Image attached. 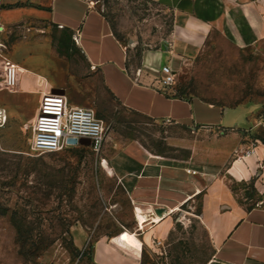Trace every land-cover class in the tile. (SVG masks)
Instances as JSON below:
<instances>
[{
	"label": "rangeland",
	"instance_id": "1",
	"mask_svg": "<svg viewBox=\"0 0 264 264\" xmlns=\"http://www.w3.org/2000/svg\"><path fill=\"white\" fill-rule=\"evenodd\" d=\"M93 1L117 39L128 46L134 63L144 48L159 46L171 35V11L158 2ZM62 30L47 20L0 23V106L9 113L8 123L0 128V200L18 211L31 236L24 245L19 243L10 218L0 215V264H96L92 252L96 239L121 231L125 238L135 227L125 190L106 168L112 156L131 144L159 156L186 159L190 155L188 148L176 142L193 135L192 130L154 122L122 106L104 89L79 49L71 50L69 57L64 54L57 40ZM13 60L44 75L52 84L67 83L70 88L66 93L72 102L84 99L85 106L104 119L106 142L100 152L88 145L53 153L29 152L32 132L26 126L36 115L40 94L9 92L5 79ZM74 75L87 82L77 88ZM174 87L180 95H194L207 102L249 106L248 142L252 147L264 146V42L239 47L215 28L202 52L181 62ZM238 110L234 112L239 114ZM254 181L238 186L241 200L249 197V207L264 201ZM202 204L198 197L172 215V229L156 247L143 251V264H223L215 257L210 233L199 218ZM116 205L113 215L111 208ZM155 217L144 213L140 220L149 223L163 219ZM136 220L146 224L137 216ZM75 224L89 233V243L79 251L74 249L71 233Z\"/></svg>",
	"mask_w": 264,
	"mask_h": 264
},
{
	"label": "crops",
	"instance_id": "2",
	"mask_svg": "<svg viewBox=\"0 0 264 264\" xmlns=\"http://www.w3.org/2000/svg\"><path fill=\"white\" fill-rule=\"evenodd\" d=\"M153 1L171 11L173 29L159 46L144 48L134 63L128 46L117 39L93 0H0L1 24L47 20L52 25H63L60 29L69 28L73 40L77 36L75 44L92 73L99 75L104 89L122 106L154 122L192 130L193 135L176 142L190 150L186 159L155 155L134 144L122 146L112 156L108 166L125 190L135 227L128 230L130 235L125 238L120 236L121 231L119 235L96 239L93 261L143 264V251L156 247L172 229V215L201 197L199 218L210 233L215 257L223 264H264V201L249 207V197L241 200L238 189L241 182L254 179V187L264 198V146H255V152L244 157L252 147L246 135L251 108L180 95L175 84L166 90L160 84L162 67L170 65L177 76L181 62L197 57L215 28L239 47L264 42V0ZM16 3L21 6L4 7ZM12 64L18 68V83L10 93H35L41 98L45 85L64 92L70 88L67 83L52 84L44 75L15 60ZM74 79L77 88L87 82L75 75ZM71 103L85 106L84 99ZM234 108L239 109V114ZM115 207L111 208L113 215ZM144 213L151 217L163 213L165 217L146 223L140 220ZM136 216L146 224H139ZM71 233L78 249L87 246L89 233L85 227L75 224Z\"/></svg>",
	"mask_w": 264,
	"mask_h": 264
},
{
	"label": "built area",
	"instance_id": "3",
	"mask_svg": "<svg viewBox=\"0 0 264 264\" xmlns=\"http://www.w3.org/2000/svg\"><path fill=\"white\" fill-rule=\"evenodd\" d=\"M60 28L63 25H59ZM74 41L78 38L74 35ZM17 67L10 63L7 67L5 85L14 90L18 83ZM140 69L137 74H140ZM176 82V72L170 65L162 67L161 88L166 90ZM9 113L0 106V128L6 126ZM32 132L29 152L32 154L60 152L83 145L82 139H88V146L100 152L106 142L105 121L94 109L73 105L66 92H57L46 85L41 93L37 112L26 126ZM255 152V147L248 149L244 157Z\"/></svg>",
	"mask_w": 264,
	"mask_h": 264
},
{
	"label": "trees",
	"instance_id": "4",
	"mask_svg": "<svg viewBox=\"0 0 264 264\" xmlns=\"http://www.w3.org/2000/svg\"><path fill=\"white\" fill-rule=\"evenodd\" d=\"M19 6L21 5L19 3H16V4H9L4 7L14 8V7H19ZM36 7L40 8L41 6H36ZM57 40L59 43V47H61L63 50L66 51L64 54L67 57H69L68 54L70 53L71 50L78 49V47L75 44V41L73 40V32L69 28H64L62 30L61 36L57 37ZM20 169H21V163H18L17 170H20ZM1 184H6V183L1 182ZM0 215L8 216L10 218L11 223L15 226L17 230L19 243L24 245L29 240V238L31 239V236H29L30 231L29 230L26 231L27 222L25 220H21V218L18 217L17 210H12L8 204L3 203L1 200H0ZM22 218L25 219V217H22ZM74 249L79 251L76 246H74Z\"/></svg>",
	"mask_w": 264,
	"mask_h": 264
},
{
	"label": "bare ground",
	"instance_id": "5",
	"mask_svg": "<svg viewBox=\"0 0 264 264\" xmlns=\"http://www.w3.org/2000/svg\"><path fill=\"white\" fill-rule=\"evenodd\" d=\"M109 171H111V173L112 174H114V172L111 170V168H109V166H107L106 167ZM116 173V172H115ZM176 205V204H175ZM177 210V209H176ZM174 211V210H173ZM156 215V217H155V219L156 220H159V219H162V218H164L165 217V215L163 214V213H159V214H155Z\"/></svg>",
	"mask_w": 264,
	"mask_h": 264
},
{
	"label": "water",
	"instance_id": "6",
	"mask_svg": "<svg viewBox=\"0 0 264 264\" xmlns=\"http://www.w3.org/2000/svg\"><path fill=\"white\" fill-rule=\"evenodd\" d=\"M164 44L167 45V41H164ZM54 91H57V92H64V90H62V89H58V88H55ZM81 142H82L83 144H87V145L90 143L88 139H82Z\"/></svg>",
	"mask_w": 264,
	"mask_h": 264
}]
</instances>
